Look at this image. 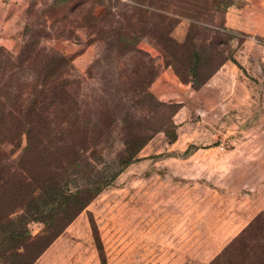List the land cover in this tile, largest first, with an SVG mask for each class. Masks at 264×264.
Here are the masks:
<instances>
[{"label":"rangeland","instance_id":"374dc122","mask_svg":"<svg viewBox=\"0 0 264 264\" xmlns=\"http://www.w3.org/2000/svg\"><path fill=\"white\" fill-rule=\"evenodd\" d=\"M222 1L158 0L152 14V0H0V47L37 36L71 58L73 87L93 105L108 79L94 15L108 7L125 17L161 67L150 90L167 105L134 103L154 136L33 264H211L220 254L229 264L236 249L240 264L249 251L264 264V0ZM166 70L175 79L156 86ZM119 121L99 147L100 167L123 149ZM43 228L30 224L33 235Z\"/></svg>","mask_w":264,"mask_h":264},{"label":"trees","instance_id":"16d2710c","mask_svg":"<svg viewBox=\"0 0 264 264\" xmlns=\"http://www.w3.org/2000/svg\"><path fill=\"white\" fill-rule=\"evenodd\" d=\"M152 2L146 12L158 14V0ZM232 3L222 1L226 7ZM94 21L97 39L105 44L99 61L108 78L94 105L73 87L71 58L42 46L37 36L26 32V41L14 51L0 47V264H33L152 139L156 131L131 113L134 103L167 107L150 90L161 67L139 47L140 37L128 30L126 18L107 7ZM161 31L159 37L175 42L172 29ZM120 110L123 117H118ZM118 121L123 149L112 157L114 166L100 167L99 147ZM7 143L15 149L6 151ZM35 222L44 226L38 235L30 230ZM261 256L249 251L248 264H262ZM222 261L220 254L211 264ZM228 262L240 264L237 249Z\"/></svg>","mask_w":264,"mask_h":264},{"label":"crops","instance_id":"0c3cea01","mask_svg":"<svg viewBox=\"0 0 264 264\" xmlns=\"http://www.w3.org/2000/svg\"><path fill=\"white\" fill-rule=\"evenodd\" d=\"M23 1V0H22ZM259 23H258V22ZM256 21V23H258V24H256V23H254L253 25H251V28H252V30H254V31H260L261 30V24H262V21H261V19H259V20H257ZM11 35H7L6 37H2V40H7V41H11ZM173 80V79H175L174 77H173V75H172V73L169 71V70H166V71H164V72H162V74H161V76L158 78V80L156 81V86H159L160 85V83H161V81L162 80Z\"/></svg>","mask_w":264,"mask_h":264}]
</instances>
